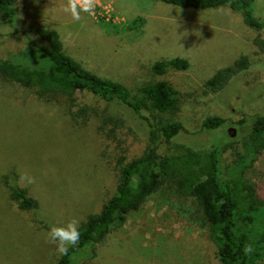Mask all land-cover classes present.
I'll use <instances>...</instances> for the list:
<instances>
[{
  "label": "rangeland",
  "instance_id": "374dc122",
  "mask_svg": "<svg viewBox=\"0 0 264 264\" xmlns=\"http://www.w3.org/2000/svg\"><path fill=\"white\" fill-rule=\"evenodd\" d=\"M16 2L14 26L0 17V60L16 57L38 65L33 51L42 52L39 47L45 43L28 27L53 28L66 52L99 76L123 83L132 94L149 81L169 82L176 90L177 108L137 114L86 91L38 96L17 83L2 86L0 264H55L60 254L48 242L50 228L73 217L82 223L98 212L115 190L120 165L143 156L150 146L166 155L187 146L204 152L221 144L224 165L235 167L264 202V149L246 155L244 162L239 159L245 155L252 118L264 115V30L250 26L240 11L228 6L196 10L155 0H98L94 15L82 13L80 21H73L63 11L67 0ZM254 14L264 18V0H254ZM173 57L186 58L189 67L152 73L153 62ZM241 57L247 58L245 68L234 65ZM227 66L232 70L226 81L210 87L208 79ZM84 107L87 111L81 113ZM104 116L120 122L102 127ZM212 116L225 121L217 129H203L202 121ZM174 120L182 128L165 142L159 128ZM229 127L235 129L232 137ZM8 172L36 200V211L22 210L10 198L3 183ZM25 172L36 178L34 184L18 183ZM71 264L221 262L196 202L163 186Z\"/></svg>",
  "mask_w": 264,
  "mask_h": 264
},
{
  "label": "trees",
  "instance_id": "16d2710c",
  "mask_svg": "<svg viewBox=\"0 0 264 264\" xmlns=\"http://www.w3.org/2000/svg\"><path fill=\"white\" fill-rule=\"evenodd\" d=\"M155 1L196 10L228 6L240 11L250 26L264 30V18L254 14V0ZM16 10V0H0V17L4 22L14 26ZM28 29L45 43L38 46L42 52L33 51L34 56L40 60L43 58L44 63L39 60L38 65H32L16 57L0 60V89L9 83H17L30 88L38 96L86 91L107 102L123 103L137 114L145 110L166 112L177 108L176 90L169 82L162 79L149 81L132 94L123 83L99 76L66 52L57 30L41 25L29 26ZM255 43L262 46L263 41L255 38ZM234 65L245 68L247 58L237 59ZM188 67L186 58L173 57L153 62L151 71L159 76ZM231 70L232 66L217 70L208 79V85L213 89L221 87ZM86 111V107L80 109L81 113ZM224 121L222 117L212 116L205 118L201 125L203 129L214 130ZM118 122L120 120L104 116L101 126ZM149 126H152L150 122ZM181 128L182 124L175 120L162 124L159 128L162 140L170 141ZM247 135L245 155L239 156L243 162L246 155L257 154L264 149V115L252 118ZM223 149L221 144L214 143L204 152L187 146L179 154L158 155L156 146H150L143 156L124 161L118 169L113 194L103 202L98 212L89 214L80 224L79 244L70 248L67 255H60L55 264H71L86 246L103 241L113 226L122 224L130 211L137 210L163 186H169L177 195L196 202L201 218L208 225L210 238L217 246L221 264H264V202L256 197L254 187L235 167L224 165ZM3 183L9 188V196L18 208L36 211V200L17 185L14 172L3 176ZM246 245L254 249L249 255L244 253Z\"/></svg>",
  "mask_w": 264,
  "mask_h": 264
},
{
  "label": "clouds",
  "instance_id": "9594fccd",
  "mask_svg": "<svg viewBox=\"0 0 264 264\" xmlns=\"http://www.w3.org/2000/svg\"><path fill=\"white\" fill-rule=\"evenodd\" d=\"M98 0H67V4L63 7L65 13H70L73 21H80L82 13L94 15L97 8ZM36 178L28 173H21L18 183L21 186L34 184ZM80 224L78 217H73L66 224L60 226H52L48 231V242L56 246V251L60 255H67L70 248H74L80 241ZM254 249L251 245H246L244 253L251 254Z\"/></svg>",
  "mask_w": 264,
  "mask_h": 264
},
{
  "label": "water",
  "instance_id": "95a60500",
  "mask_svg": "<svg viewBox=\"0 0 264 264\" xmlns=\"http://www.w3.org/2000/svg\"><path fill=\"white\" fill-rule=\"evenodd\" d=\"M227 133H228V135L229 136H234V134H235V129L233 128V127H229L228 129H227Z\"/></svg>",
  "mask_w": 264,
  "mask_h": 264
}]
</instances>
